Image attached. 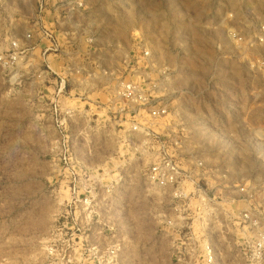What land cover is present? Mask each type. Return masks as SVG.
Masks as SVG:
<instances>
[{
	"label": "rangeland",
	"instance_id": "rangeland-1",
	"mask_svg": "<svg viewBox=\"0 0 264 264\" xmlns=\"http://www.w3.org/2000/svg\"><path fill=\"white\" fill-rule=\"evenodd\" d=\"M263 36L264 0H0V264H264ZM97 58L136 112L84 111Z\"/></svg>",
	"mask_w": 264,
	"mask_h": 264
},
{
	"label": "built area",
	"instance_id": "built-area-1",
	"mask_svg": "<svg viewBox=\"0 0 264 264\" xmlns=\"http://www.w3.org/2000/svg\"><path fill=\"white\" fill-rule=\"evenodd\" d=\"M59 69L61 70L58 76L60 79L59 92L62 93L66 90V84H70V80L67 76L68 73H66L69 69L65 66H62ZM72 74L73 76H81L83 78L80 80L74 78L73 80H75L74 84L79 85L83 90V93H81L80 96V101L81 104L85 105L84 111L87 112V107L91 110L92 105H95L96 108L100 110L96 114L99 118H107V115L112 113V110L119 112L121 115L127 110L128 112L125 113V116L127 114L129 115L136 112V109L133 108L134 106L138 105L140 107V105H143L146 101L143 97L141 85L138 82L132 80L127 81V79L122 80V78L118 79L116 83H113L112 81L110 82L108 77V75H111L110 69L107 65L104 66L98 58L93 61L91 70L88 71V73L83 67H73ZM84 74L87 77L84 76ZM107 79L109 81H107ZM155 86L156 85H154V87ZM94 89H98V92H102L103 94H108V98L105 97V101L100 98H91L89 94ZM119 104L122 106L118 107L117 105ZM162 112L163 111L160 109H150V113L154 118L159 117ZM129 129L133 132L137 131L136 126L132 128L130 127ZM177 170V168L168 164L153 165L149 169V174L147 175L146 180L154 186V189L160 190L161 193L164 194L168 193L171 198H186L189 195V192L184 187L186 183L185 181H187V176H185L186 179L184 180H178L179 174ZM188 171L187 175H190L191 170Z\"/></svg>",
	"mask_w": 264,
	"mask_h": 264
}]
</instances>
